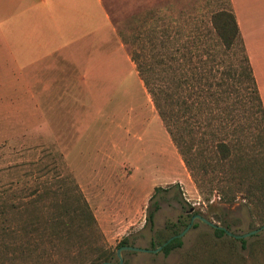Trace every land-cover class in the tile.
Returning <instances> with one entry per match:
<instances>
[{"label":"rangeland","instance_id":"obj_1","mask_svg":"<svg viewBox=\"0 0 264 264\" xmlns=\"http://www.w3.org/2000/svg\"><path fill=\"white\" fill-rule=\"evenodd\" d=\"M230 6L0 0V264H88L106 250L118 263L123 237L154 249L160 230L176 223L167 233H181L197 214L233 234L264 225L263 206L244 193L223 202L211 154L196 162V181L132 60L139 50L162 69L171 49L164 36L191 44L195 28L211 27V15ZM78 199L95 215L94 230L50 241L27 228L32 217L50 220V204L73 208ZM230 237L195 219L169 255L124 250L122 264H264V229Z\"/></svg>","mask_w":264,"mask_h":264},{"label":"trees","instance_id":"obj_2","mask_svg":"<svg viewBox=\"0 0 264 264\" xmlns=\"http://www.w3.org/2000/svg\"><path fill=\"white\" fill-rule=\"evenodd\" d=\"M210 22L211 27L206 26V30L195 28L191 32L187 37L194 38L191 44H180V38L174 39L170 32L164 36L171 49L162 56V69L139 50L133 52L132 60L196 181L199 182L196 162L211 154V168L223 173L218 185L223 202H233L241 192L248 200L264 208L263 99L232 3L230 8L213 13ZM208 39H214L215 43L210 46ZM230 55L234 58L226 60ZM224 64L226 69L219 74L220 65ZM49 207L53 212L48 222L43 223L31 216L27 223L30 232L41 233L42 239H63L73 231H92L97 224L85 199L83 203L78 199L73 208L66 203L57 209H53L54 204ZM154 217L155 212L150 211L147 222L153 224ZM261 217L264 218V209ZM175 225L173 223L159 231L161 240L159 245L154 242V249L179 234L178 231L167 233ZM215 233L229 235L220 228H215ZM232 236L230 238H236ZM127 245H134L129 236L123 237L117 248ZM181 246L183 241L178 237L165 245L162 251L169 255ZM114 254L116 252L102 251L88 264L111 261Z\"/></svg>","mask_w":264,"mask_h":264},{"label":"crops","instance_id":"obj_3","mask_svg":"<svg viewBox=\"0 0 264 264\" xmlns=\"http://www.w3.org/2000/svg\"><path fill=\"white\" fill-rule=\"evenodd\" d=\"M264 103V0H231Z\"/></svg>","mask_w":264,"mask_h":264},{"label":"water","instance_id":"obj_4","mask_svg":"<svg viewBox=\"0 0 264 264\" xmlns=\"http://www.w3.org/2000/svg\"><path fill=\"white\" fill-rule=\"evenodd\" d=\"M195 219H200L201 221L205 222L206 224L214 227V228H220V229H224L227 231V233L229 235H234L236 238H244V237H248V236H251V235H254L256 233H258L259 231L263 230L264 229V225L261 226L260 228H257V229H254L248 233H245V234H233L232 232H230L225 226H222V225H218V224H215L214 222H212L211 220H209L208 218L202 216V215H194L193 218H192V222L188 225V227L181 233L177 234V235H174L173 237H171L166 243H164L163 245L155 248V249H144V248H141V247H137V246H133V245H127V246H122L118 249L117 251V255L119 257V262L118 263H114V262H111V261H106L102 264H122L123 261H124V257H123V251L124 250H132V251H143V252H158L160 251L165 245H167L168 243H170L173 239L175 238H181L183 237V235L185 234V232L188 230V228L192 225V223L194 222Z\"/></svg>","mask_w":264,"mask_h":264}]
</instances>
